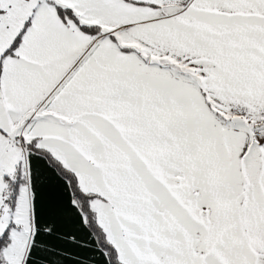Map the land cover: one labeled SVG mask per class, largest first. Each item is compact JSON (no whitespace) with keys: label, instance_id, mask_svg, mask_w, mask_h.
I'll use <instances>...</instances> for the list:
<instances>
[{"label":"snow or ice","instance_id":"snow-or-ice-1","mask_svg":"<svg viewBox=\"0 0 264 264\" xmlns=\"http://www.w3.org/2000/svg\"><path fill=\"white\" fill-rule=\"evenodd\" d=\"M0 264H264V0H0Z\"/></svg>","mask_w":264,"mask_h":264}]
</instances>
